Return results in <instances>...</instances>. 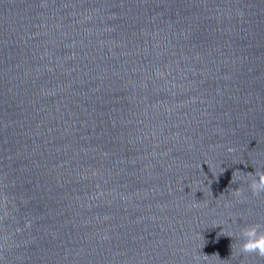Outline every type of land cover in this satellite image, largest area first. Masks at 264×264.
<instances>
[{"label": "water", "instance_id": "1", "mask_svg": "<svg viewBox=\"0 0 264 264\" xmlns=\"http://www.w3.org/2000/svg\"><path fill=\"white\" fill-rule=\"evenodd\" d=\"M256 171L264 0H0V264H264Z\"/></svg>", "mask_w": 264, "mask_h": 264}, {"label": "clouds", "instance_id": "2", "mask_svg": "<svg viewBox=\"0 0 264 264\" xmlns=\"http://www.w3.org/2000/svg\"><path fill=\"white\" fill-rule=\"evenodd\" d=\"M230 151H232L230 149ZM251 179L248 182V187L254 196L264 194V171L249 172L246 174ZM236 196L239 197L241 193L236 191ZM240 238L242 243L240 245V253L243 255L255 254L264 258V225L251 224L245 225L240 229Z\"/></svg>", "mask_w": 264, "mask_h": 264}]
</instances>
